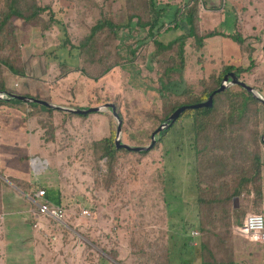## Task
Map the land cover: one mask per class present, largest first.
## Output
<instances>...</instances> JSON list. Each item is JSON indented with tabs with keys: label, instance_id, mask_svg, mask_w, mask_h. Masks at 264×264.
Returning a JSON list of instances; mask_svg holds the SVG:
<instances>
[{
	"label": "rangeland",
	"instance_id": "obj_1",
	"mask_svg": "<svg viewBox=\"0 0 264 264\" xmlns=\"http://www.w3.org/2000/svg\"><path fill=\"white\" fill-rule=\"evenodd\" d=\"M48 1L40 0L44 5ZM50 1H52L51 7L53 1H56ZM57 1L59 12H53L54 16L59 17L63 23L66 22L70 43L74 46L78 45L86 31L81 29L75 2ZM166 1L168 0H157L158 6H165L163 3ZM221 3L216 8L208 2L209 5H206L208 10L201 12V29L215 30L225 34L238 32L242 36L255 34L258 38L264 33L262 30L264 21L260 23L258 21L252 23V20L247 23L240 21L248 17L247 14L252 17L254 10L247 14L239 13V11L228 12L222 8ZM122 4L123 0H113L112 8L118 22L124 18ZM177 6V0L166 6L160 18V24H169ZM257 10L264 13V8ZM67 11L68 15H66ZM90 14L82 17L83 22L91 24L94 21L95 11ZM43 18L47 19L48 15H43ZM12 22L21 53L20 60L25 63L26 77H20L19 81L30 84L32 88H39L31 91V96L28 97L53 104L58 99L65 101L67 96L72 100L79 94L75 103L86 105L81 108L99 106L107 102L113 103L122 116V142L130 146H147L150 143L151 133L164 121L160 120L163 111L156 92L154 45L146 29L131 25V29L121 30L118 33L117 44L121 56L132 63L125 62L122 63L123 66L113 67L97 80L82 75L79 71L70 70L65 83L51 86L50 91L43 93L44 96L40 92L46 85L52 84L53 79H56L55 74L60 73L59 63L66 61L72 69L73 60L76 58L74 50L69 53L66 52L69 45L66 50L60 47L64 35L59 27L51 26L49 30L41 31L39 26L25 23L17 18H13ZM253 26L256 28H252ZM182 32L181 27L172 26L166 32L162 30V35H159L157 39L167 43ZM263 40L264 38L261 39L262 42ZM252 44L255 48L253 59L261 58L262 61L253 66L250 74L242 75L240 80L249 86L257 87V91L264 98V49L261 50L259 47L262 43L260 45L253 40ZM132 50L135 52L133 58L130 54ZM170 54L175 56V48L168 51L165 56ZM79 59L78 56L77 61ZM199 60L202 61L199 62ZM249 61L240 57L239 47L233 39L214 35L205 39L199 52L194 50L188 42L186 43L185 67L180 74L174 72L173 77L176 80L179 76L182 77L180 88L189 86L195 93H199L202 89L200 81L209 80L212 71H218L223 64L248 65ZM94 66L90 67L91 72L95 73L101 69L99 65ZM4 77L8 80L11 75L4 72ZM233 86L235 85H228V88ZM20 87L23 88V84ZM39 94L41 95L38 97ZM59 106L70 107L68 104ZM76 107L79 106H72V108ZM56 115L58 124L62 121V124L66 123V127L61 125L57 133L59 145L69 149L66 152L70 154V158L65 159L64 156L63 165L65 166L62 167L61 172L59 171L60 173L47 170L38 174L36 179L49 189H57V186L62 184L68 186L65 187V191H70L71 185L75 186L76 199L68 201L62 195L65 200L62 206L66 212L63 223L54 220L50 222L54 225L51 226L54 233L61 236L58 243H62L67 248L65 252L69 260L66 264H165L163 258L159 259V256L165 253L169 264H200L201 237L198 229L192 120L176 122L163 141L150 149L147 154L128 150L118 152L115 163V182L111 189H106L102 184L101 175L105 167L101 162L102 171H98L97 178L93 177L94 163L88 146L94 138L101 139L109 135L110 121L116 128V120L110 110L89 113L84 119L81 118V123H78L77 117H67L66 114L57 113ZM258 127L264 137V107H261L259 113ZM262 137L261 144L258 146L263 162L261 183L264 171ZM67 162L73 165L72 169L66 167ZM56 180L62 183L57 184ZM249 198L251 202L252 195ZM236 204V207H239V198ZM82 210H86L88 215L81 216ZM247 211L254 213L255 209L249 206ZM239 229L240 227L236 225L231 226L232 236L228 238L233 242L234 251L242 244L249 248L250 253L248 256L246 253L245 255L234 253V262L259 264L258 249L261 243L240 233ZM195 232L198 234L193 235ZM210 239L214 238L210 237L208 242ZM49 244L54 248L51 249L52 264H56L57 251L61 249H57L54 235L51 236ZM113 252L116 254H111ZM243 256L246 257L241 262L240 258Z\"/></svg>",
	"mask_w": 264,
	"mask_h": 264
},
{
	"label": "trees",
	"instance_id": "obj_2",
	"mask_svg": "<svg viewBox=\"0 0 264 264\" xmlns=\"http://www.w3.org/2000/svg\"><path fill=\"white\" fill-rule=\"evenodd\" d=\"M72 1L75 2L79 19L82 21L80 22L81 29L86 31L79 44L75 46L69 41L66 27L54 18L50 5H44L40 0H0V92L12 93L11 80L16 77H25V63L20 60L21 53L15 38L13 18L25 23H33L39 26L41 31L49 30L54 24L59 26L64 35L60 47L66 50L69 45L66 52L70 53L74 50L76 55L72 69L66 61L59 63L60 78L66 77L70 70H74L97 80L113 67L123 66L122 63L125 62L132 63L121 56L117 44L118 33L121 30L131 29V25L146 29L154 45L156 92L163 111L161 121H164L180 106L207 100L208 96L220 86L223 76L227 73L234 72L240 79L243 74L250 73L256 65L257 61L252 57L253 39L243 37L238 32L228 35L215 30H201V0H187L179 3L168 25L160 24V18L166 6H158L157 0H123L121 9L124 18L119 22L116 21V14L112 8L113 0ZM92 11H95L94 21L91 24L83 22L82 17L91 15ZM45 14L48 15L47 19L43 18ZM172 26L181 27L182 34L173 37L167 43L157 39L162 30L166 31ZM214 35H223L233 39L239 47L241 56L250 60L249 64L241 63L237 66L223 64L218 71L211 72L209 80L200 81L202 89L199 93H195L189 86L180 88L182 77L179 76L176 80L173 73L180 74L185 67L186 43L188 42L194 50L199 52L205 39ZM173 48H175V56L171 54L165 56ZM130 54L133 58L135 52L132 50ZM78 56L79 61H77ZM95 64L101 69L94 73L89 69L95 67ZM4 72L11 75L8 79L10 82L4 77ZM10 102L0 100V107L11 104ZM41 107L48 112V118H43L39 123L45 129L44 138L51 140L54 138L55 131L51 117L54 109L37 106V108ZM261 107H264V104L254 98L252 93L235 85L215 93L210 107L187 109L182 112L175 122L164 130L151 148H155L163 141L169 129L176 122L192 120L198 229L201 237L200 264H234L233 242L228 238L232 236L231 226L241 227L243 225L245 217L249 214L247 211L249 206L255 209L254 213H260L263 162L258 147L262 137L258 123ZM116 111L121 119L119 110L116 109ZM64 114L84 119L89 113ZM114 138L115 128L110 121L109 135L93 140L88 146L94 163L93 177L97 178L98 171H102L101 162L105 167L101 175L102 184L106 189H111L115 182L117 153L127 152L123 148L115 147ZM149 150L139 153L147 154ZM251 195L253 199L250 202L249 196ZM235 198H239V207L234 204ZM210 237L214 239L208 242ZM114 253L116 254V252L111 254ZM160 257L165 260V264H169L166 253L159 256V259Z\"/></svg>",
	"mask_w": 264,
	"mask_h": 264
},
{
	"label": "crops",
	"instance_id": "obj_3",
	"mask_svg": "<svg viewBox=\"0 0 264 264\" xmlns=\"http://www.w3.org/2000/svg\"><path fill=\"white\" fill-rule=\"evenodd\" d=\"M55 1L56 2L53 1L51 8L53 12L58 13L59 11H57V9L59 8V2L57 0ZM173 1L175 2L176 0H168L163 3V5L167 6L166 4H170ZM186 1L187 0H177L178 4ZM51 2L52 1L49 0L47 4L50 5ZM208 2L211 6L216 8L219 7V4L222 2V8H225L224 10L228 12L232 11L237 13L239 11V13L244 12L247 14L254 10V15L251 17V15L247 14L248 17H245L244 20L243 18L240 19L242 22L247 23V21L249 22L252 20V23H256L257 21L260 23L264 21V13H260L257 10L258 8H264V0H201L202 13H204L203 10L206 9V5H209ZM71 5L73 7L72 3ZM68 14L69 12L67 11L66 15ZM54 18L65 27L67 26L66 22L64 21L63 23L59 17L54 16ZM201 21L202 18L200 20V28ZM80 22L82 21L80 20ZM55 26L59 27L54 24L53 27ZM252 28L255 29L256 27L253 26ZM262 30H264V28ZM243 37L251 38V40L253 39L255 43L260 45L262 43L259 47L261 50L262 48L264 49V40L263 42L261 41V39L264 38V33L259 35L260 38L255 36V34H244ZM259 56L260 55H258V57ZM240 57L243 58L241 54ZM256 61V63H258L262 60L260 58V60L257 59ZM54 77H56V79H53L52 84L50 83L51 85L49 84V86L46 85L45 88H42L40 92L42 95H44V92L50 91L51 86L65 83L67 75L66 77L60 78L59 74H55ZM19 79L20 77H16L11 80L10 86L13 94L28 97L31 96V91L39 89L35 87L32 88L30 84L20 83ZM46 83L47 82H45V84ZM22 84L23 88L20 87ZM17 88H19V92L16 93ZM41 94L37 96L39 97ZM78 95L75 97L73 96L74 98L72 100H70L68 96L65 101H59V99L58 101L55 100L53 104H68L70 107L79 106L80 108L86 107V105L75 103ZM10 101L11 104L2 105L0 107V264H52L53 252L51 251L54 248L49 244V241H51V236L53 235L55 237V243L58 245L57 249H61L57 251L58 258L56 257L57 262L55 263L66 264L69 260L67 252H65L67 248H65L62 243H58L61 236L54 233L51 228V226H54L50 223L52 219L38 214L36 206V203L40 202H48L49 204H58L62 206L65 202L63 196L68 201L76 199L75 186L71 185V190L65 191V187L68 186L62 185L61 181L56 180L55 182L61 185L57 186V189H49L36 179L38 174L47 170L61 172L65 166L63 165L64 156L65 159L66 157L70 158V154L66 152L68 148L59 145L60 141L57 133L61 125L66 127V123L62 124V121L58 124L59 122H56L58 117L56 113L62 115L65 111L62 113L60 112L61 110L54 109L52 112L51 117L55 125L54 138L46 140L44 138L45 129L40 125L39 121L43 120V118H48V112L42 108H37L38 104L32 106L34 103L20 100ZM67 117L71 116L67 115ZM74 118L71 119L73 120ZM76 119L78 123L82 122L80 117ZM62 120H64V118H62ZM86 131L89 134L88 129H86ZM98 139L100 138H94V140ZM66 167L72 169L73 165L67 162ZM39 189L45 190L44 197H36V192ZM260 214L264 215V171L262 172ZM260 243L258 249V256L260 257L259 264H264V242ZM63 251L66 254L62 253ZM234 253L235 255H245L246 253V256H248L250 251L248 247L240 244V248L238 249L236 247ZM245 257L243 256L240 258L241 262H243L242 260H244ZM234 264L241 263L234 262Z\"/></svg>",
	"mask_w": 264,
	"mask_h": 264
},
{
	"label": "water",
	"instance_id": "obj_4",
	"mask_svg": "<svg viewBox=\"0 0 264 264\" xmlns=\"http://www.w3.org/2000/svg\"><path fill=\"white\" fill-rule=\"evenodd\" d=\"M228 85L241 86L247 92L252 93L254 98L258 99L260 102L264 104V98L262 97V95H260V93L254 87L249 86L245 82L241 81L234 72H229L223 76L220 86L208 96L207 100L196 103V104L180 106L174 112H172L164 120V122L151 133L150 143L147 146H130L122 142L121 140L122 121L113 103L107 102L99 106H93V107H87V108H80V107L72 108V107H64V106L55 105L47 101H43V100L36 99L33 97L21 96V95L9 93L6 91L0 92V100H8V101L20 100V101H24L28 103H34V104L46 106L52 109H57V110H61V111L69 112V113H75V114H88L92 112H103L104 110L109 109L113 118L116 120L115 138H114L115 147L118 149L123 148L128 151L140 152V151H146V150L151 149L154 146V144L158 141L161 134H163L164 130L170 127L175 122V120L179 117V115L185 110L199 109L202 107H210L212 105L213 95L215 93L224 91L225 89L228 88ZM262 142L264 143V137H262ZM236 202H237V198L234 199L235 206H237Z\"/></svg>",
	"mask_w": 264,
	"mask_h": 264
},
{
	"label": "built area",
	"instance_id": "obj_5",
	"mask_svg": "<svg viewBox=\"0 0 264 264\" xmlns=\"http://www.w3.org/2000/svg\"><path fill=\"white\" fill-rule=\"evenodd\" d=\"M45 190L39 189L36 192V197H44ZM37 213L46 216L54 221L63 223L66 215L63 206L58 204H49L48 202L36 203ZM80 215H88L86 210H82ZM240 233L249 236L252 240L257 242H264V218L260 213H249L244 221L243 225L239 229ZM195 232L193 235H197Z\"/></svg>",
	"mask_w": 264,
	"mask_h": 264
}]
</instances>
